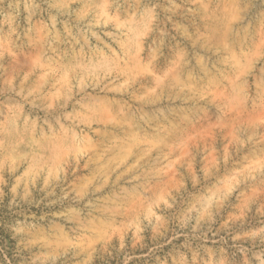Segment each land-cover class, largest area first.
<instances>
[{
	"label": "rangeland",
	"instance_id": "obj_1",
	"mask_svg": "<svg viewBox=\"0 0 264 264\" xmlns=\"http://www.w3.org/2000/svg\"><path fill=\"white\" fill-rule=\"evenodd\" d=\"M0 264H264V0H0Z\"/></svg>",
	"mask_w": 264,
	"mask_h": 264
}]
</instances>
